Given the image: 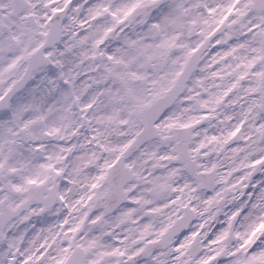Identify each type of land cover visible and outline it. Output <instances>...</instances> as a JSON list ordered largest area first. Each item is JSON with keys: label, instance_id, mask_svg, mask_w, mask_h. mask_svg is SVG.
Here are the masks:
<instances>
[{"label": "snow or ice", "instance_id": "snow-or-ice-1", "mask_svg": "<svg viewBox=\"0 0 264 264\" xmlns=\"http://www.w3.org/2000/svg\"><path fill=\"white\" fill-rule=\"evenodd\" d=\"M0 264H264V0H0Z\"/></svg>", "mask_w": 264, "mask_h": 264}, {"label": "clouds", "instance_id": "clouds-1", "mask_svg": "<svg viewBox=\"0 0 264 264\" xmlns=\"http://www.w3.org/2000/svg\"><path fill=\"white\" fill-rule=\"evenodd\" d=\"M25 67H27V62L26 61L21 64V66L18 69V73L22 74ZM37 75H39V73H37Z\"/></svg>", "mask_w": 264, "mask_h": 264}]
</instances>
